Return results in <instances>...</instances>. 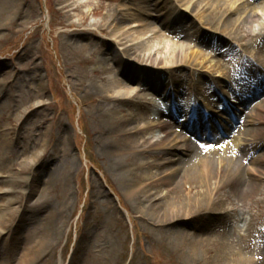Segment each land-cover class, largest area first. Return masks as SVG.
<instances>
[{
    "label": "rangeland",
    "instance_id": "rangeland-1",
    "mask_svg": "<svg viewBox=\"0 0 264 264\" xmlns=\"http://www.w3.org/2000/svg\"><path fill=\"white\" fill-rule=\"evenodd\" d=\"M130 1L76 0L81 5L79 10L61 16L55 0H0V188L10 180L15 183L14 195L8 196L15 204L6 217V231L0 240V261L4 260L6 246L13 242L11 240L21 250L45 236L44 239L51 238V244L58 246L43 256L39 252L35 257L40 258L39 264H211L210 259L217 258L219 254L229 261L237 255L257 257L256 260L261 258L259 262L264 264V177L254 201L244 205L232 197L222 204L221 213L226 214L222 223L206 230L203 227L208 224L206 220L196 218L186 230H182L184 232H178L155 226L153 216L145 214L147 205H139L128 197V192L136 189L138 183L125 181L123 171L130 166L136 154L117 148L109 157L103 150L102 133L107 124L96 116L103 94L96 91V87L108 84V79L119 81L121 77L120 72L94 74L95 52L103 49L102 40H109L108 21L120 5L132 4ZM240 9V14L233 18L234 23L244 14L253 16L254 20L243 23L237 36L259 34L263 39L264 0H254ZM187 20L194 22L198 29H204L205 34L211 32L220 36L214 30L219 22L205 26L206 21L198 17L197 11H190ZM149 22L160 28V23L151 19ZM102 27H105L103 32L106 34L101 33ZM84 29L93 32L96 45L81 51L72 34L75 30ZM174 32L165 33L163 38L166 41L178 40L179 34ZM245 41L249 45L239 48L241 53L237 52V46L234 52L230 51L232 60L214 56L211 46L203 48L194 41H186L189 56H203L198 65L193 69L189 66L173 69L174 76L181 80L178 90L172 88L169 77L162 76V94L148 92L145 95L143 107L146 117L139 119L136 112L125 113L127 121L122 129L172 123L175 118L185 123L186 113L157 115L150 103L164 98L182 108L186 101L193 102L183 86L191 81L194 74L204 76L203 83H199L194 94L197 96L195 100L206 107V110L200 107L202 113L216 111L223 104H235L231 90L240 88L244 60L261 65L256 44L248 38ZM114 47L116 50L122 48L116 43ZM121 58L132 60L124 55ZM112 65L118 68L119 60H114ZM214 82L223 83L225 100L217 101L219 95L209 93L208 89L214 86ZM112 94L109 91V95ZM262 100L264 88L258 97L249 96L248 110H234L235 117L242 114L241 117L246 118L249 109ZM231 114L213 116L211 130L215 133L222 130L221 127L231 121ZM235 123L231 124L238 127L242 121ZM252 127L246 126L245 132L249 133ZM178 130L177 123L172 133L150 128L143 130L136 142L143 150L148 147L146 141H161L170 133L173 140L178 138L180 146L187 141L199 149L214 145L203 139L196 140L193 133L183 130L180 133ZM236 136L234 128L228 136H219L222 140L220 146L230 145ZM242 136L237 139L246 140ZM158 150L152 153L154 158L143 154L140 161H155ZM39 153L44 154L40 162L29 166V161ZM117 162L123 169L117 168ZM261 165L264 168V162ZM172 167L174 165L147 169L145 176L164 178ZM47 186L45 197H40ZM149 189L161 192L160 186ZM162 195H159L162 201L156 203L161 202L163 207L170 203L179 207L185 199L182 191L174 195L164 192ZM2 202L3 195L0 194ZM19 213H23L26 219L20 221ZM47 217V220H42ZM187 232H191L190 235ZM24 236L27 240L21 244ZM192 236L198 242L215 239L207 249L197 248V261L188 259Z\"/></svg>",
    "mask_w": 264,
    "mask_h": 264
},
{
    "label": "bare ground",
    "instance_id": "bare-ground-1",
    "mask_svg": "<svg viewBox=\"0 0 264 264\" xmlns=\"http://www.w3.org/2000/svg\"><path fill=\"white\" fill-rule=\"evenodd\" d=\"M252 2L254 0H131L132 4L120 5L119 10H116L111 20L108 21L109 25L106 29H108L107 36L110 41L102 40L103 49H98L95 52L94 74L106 71L111 74L120 72L121 79L117 81L115 78H106L109 80L108 84L96 87V91L103 92L96 116L98 120H102V123L107 124L102 133V148L109 157L117 148L122 152L128 150L130 154H136L133 162L129 164L130 166L123 171L125 181L127 180L129 183L137 181L138 183L136 189L128 192V197L139 205H147L148 211L145 214L153 216L155 226H164L165 229L179 232V230H186L192 223V219L197 218V220L205 219L208 224L203 227H206V230H211L213 225L222 223L226 217V214L221 213L220 210L224 202L236 197L239 203L247 205L250 201H254L255 195L260 191L264 177V168L261 165L264 162V151L262 152V148H264V100L249 109L246 118L241 117L242 114H239V118L235 117V111L241 112L245 108L248 110L247 99L249 96L258 97L261 88H264V38L262 39L259 34L237 36L242 24L252 22L253 16L244 14L241 18L236 19L237 22L234 23L233 20L240 14L241 7L249 6ZM55 3L60 7L58 13L61 16H67L70 12L78 11L81 7L76 0H55ZM192 10L197 11L198 17L206 21L205 26H214L219 22L214 30L220 36L213 35L211 32L205 34L204 29L200 30L194 22H189L187 18ZM149 19L160 23V28L149 22ZM69 28L73 27L69 26ZM262 28H264V24ZM104 30L105 27H102L101 33L106 34L103 32ZM75 31L72 38L81 51L96 45V36L93 32L88 29ZM172 31L179 34L178 40L166 41L163 38L165 33L171 34ZM247 38L256 44L257 59L261 65L250 64L249 60H244L240 71L244 75L239 82L240 88L235 91L231 90L232 96H235L236 99L235 104H223L220 108L217 107L216 111L202 113L200 107L206 110L204 105L199 102L193 104L191 101H186L181 108L183 114L186 113L187 121L185 123L179 122L175 118V122L172 123L160 122L152 127L142 129L138 126L132 129H122L127 121L125 113L136 112L139 119L146 117L143 107L145 95L148 92L155 95L162 94L164 89L162 76L169 77L172 88L178 90L181 80L174 76L173 69L180 67L183 69L188 66L193 69L198 65L199 59L203 56L201 54L189 56L186 41H194L203 48L211 46L214 56L221 55L223 58L232 60L229 58L230 51L234 52V48L237 46V52L241 53L239 48L249 45V42L245 41ZM115 43L122 48L116 50ZM122 55L130 57L132 60L127 61L121 58ZM114 60L116 62L119 60L118 68L112 65ZM203 81L204 76L200 77L194 74L191 81L183 86V89L193 96L199 83H203ZM109 91L113 94L109 95ZM208 91L212 94L217 91L220 94L226 93L222 82H214V86ZM221 98L223 100L221 96L219 97L220 101ZM163 108L169 110V107L163 106ZM228 112H232L231 121L221 127L222 130H218L216 133L212 131L210 125L214 123L212 117ZM240 121L242 123L238 127H233L231 124ZM176 123L180 130L193 133L196 140H209L210 144L214 145L199 149L198 146L195 148L192 142L187 141L188 143H184V146H180L178 138L173 140L170 133L161 141L158 140L154 143L146 141L148 147L143 150L142 146L136 142L143 130L151 128L158 129L162 133L166 131L172 133L171 130ZM248 125L253 126L249 133L245 132V127ZM233 128L237 135L233 138V142L227 146H220L222 141L220 137L228 136ZM180 130L178 131L181 133ZM240 135H243L246 140L237 139ZM212 147L215 149L212 150ZM156 149L159 150L156 153L155 161H140L143 154L154 158L152 153ZM258 153L260 154L258 155ZM41 155L44 154L39 153L34 160L29 161V166L32 167L33 164L39 163L42 159ZM116 165L118 169H123L118 162ZM166 165H174V167L166 173L164 178L153 179L145 176V170ZM14 186V181L10 180L5 183L4 188H0V194L3 195V202L0 203V240L6 231L5 224L9 209L15 204L13 199L8 197L14 195ZM156 186H160L161 194L149 189ZM48 188L47 186L43 190L40 197H45ZM163 191L173 195L182 191L185 196L184 202H181L179 207L172 203L167 207L161 206V202H156L162 201V197L159 195L163 196ZM162 212H164L163 215ZM145 214L142 216L146 218ZM19 217L20 221L26 219L23 213ZM48 218H42V220ZM140 219L142 218L140 217ZM44 238L45 236H41L36 244H29L28 248L21 250L16 248V242L11 240L13 242L7 244L4 260L0 261V264H39L40 258L35 259L39 252H42L41 256H43L50 249H56L58 246L57 243L56 246L51 244L53 243L50 242L51 238ZM191 239L188 247V250L191 251L188 257L190 260L197 261V248L207 249L212 241L215 243V239L207 241L202 239L201 242L195 240L193 236ZM26 240V236H24L19 242L22 244ZM256 258L237 255L235 259L229 261L219 254L217 258L210 259L209 263L261 264L262 259L259 258L261 260L259 262V259L256 260Z\"/></svg>",
    "mask_w": 264,
    "mask_h": 264
}]
</instances>
